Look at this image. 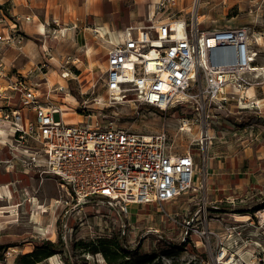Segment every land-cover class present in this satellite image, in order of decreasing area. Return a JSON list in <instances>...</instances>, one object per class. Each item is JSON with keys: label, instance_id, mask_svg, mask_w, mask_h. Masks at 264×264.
<instances>
[{"label": "rangeland", "instance_id": "obj_1", "mask_svg": "<svg viewBox=\"0 0 264 264\" xmlns=\"http://www.w3.org/2000/svg\"><path fill=\"white\" fill-rule=\"evenodd\" d=\"M150 2L0 0V59L4 65V75H0V108L9 102L11 109L20 110L22 106L15 87H19L18 83H32L41 101L64 107L67 122L92 118L102 124L111 123L137 133L160 134L163 131L172 153L189 152L196 160V191H187L161 206H128L130 218L124 245L131 253L127 256L118 253L112 245L96 246L98 238L109 239L112 234L117 236L120 220L113 210L105 206L86 204L83 209L85 216L83 213L77 216L75 212H68L62 222L65 225L61 226L65 241L63 251L52 255V260L51 256L39 264H64L65 259L69 264H217L215 255L221 245H227L229 252L236 256L233 264L243 263L240 260L243 252L250 256L244 264L258 262L256 258L252 259V247L247 244L253 246L250 240L260 239L263 227L256 228V221L254 225H249L250 215L246 223L239 225L242 235L227 238L225 228L234 223L233 220L238 222L237 217L243 213L237 211L264 204V160L255 159L256 167L252 168L262 174L263 179L245 196L234 193L232 198L227 199L233 200V204H229L234 211L231 214L209 209L212 194L206 189L205 166L208 161L215 162L218 157L224 156L230 146L234 147L243 140L249 147H253L258 139L264 145V73L251 79L254 95L250 98L243 96L247 99L241 104L248 109H237L236 100L242 97L234 94L227 106L230 113L216 109L197 114L190 108H184L183 112L172 110L162 119L151 107L135 108L126 103L106 107L102 102H95L105 96L102 79L109 46L102 43L93 30L99 27L100 34L109 38L112 34L117 37L126 27L149 25L148 12L153 11L149 8ZM185 2H188L189 8H181L176 3L156 15L154 20H166L173 15V18L186 20L193 17L195 21L198 17L200 29L239 26L246 27L249 33L260 32L257 35L261 39L258 41L260 45L254 43L253 48L259 52L257 64L264 68V0ZM33 23L37 24L35 30L31 27ZM41 23L45 25V35L38 31ZM62 73L69 79L62 78ZM59 85L63 86L60 90ZM22 111L23 115L31 117L30 112ZM70 111L75 112L71 114ZM182 116L189 120L197 118L190 131H179ZM251 116L261 121L251 123L254 126L251 132H243L242 129L250 124H240ZM7 129L6 125L0 126V130ZM205 129L208 138L202 145L200 132ZM27 146L33 148L35 144L28 142ZM20 147L10 137L0 138V186L16 192L11 199L0 193V245L7 246L0 249V264H15L19 254L33 250V243L44 239L57 242L60 233L61 207L54 203L59 198L55 180L41 179L31 166L25 165L30 162L26 158H22L21 163L11 160L12 153L21 150ZM89 200L95 203L97 198L90 197ZM204 204L207 206V219L202 213L193 217L190 225L197 234L193 232L189 242H183L185 221ZM48 230L53 232V237Z\"/></svg>", "mask_w": 264, "mask_h": 264}, {"label": "built area", "instance_id": "obj_2", "mask_svg": "<svg viewBox=\"0 0 264 264\" xmlns=\"http://www.w3.org/2000/svg\"><path fill=\"white\" fill-rule=\"evenodd\" d=\"M176 3L177 0H151L149 8L154 6V16L148 12L150 24L126 27L117 37L112 34L105 38L95 27L93 32L109 46L102 79L105 96L95 100L97 104L151 107L162 119L172 110L184 108L197 114L216 109L230 113L227 106L232 93L242 96L241 92L253 87L252 77L264 73L257 64L259 52L253 48L254 43L260 45V32L249 33L246 27L239 26L200 29L198 18L194 21L193 17L186 20L172 15L166 20H154ZM3 72L0 59V75ZM65 73L61 75L64 79L68 77L63 76ZM18 85L15 91L22 108L11 109L9 102L0 108V126H8L7 131L0 130V138L10 137L21 146L12 153L11 160L21 163L26 158L30 162L25 165L31 166L41 179L55 180L59 198L54 203L61 207L62 228L68 212L85 216L86 204L102 205L118 216L117 236L121 239L129 226V205L161 206L198 189L195 157L189 152L172 153L163 131L156 135L137 133L92 118L69 123L59 105L40 100L34 84ZM62 88L59 85L58 89ZM246 99L236 100L238 110L248 109L241 104ZM22 110L30 112L31 117L23 115ZM193 119L180 117L179 131H190L197 118ZM253 127L247 125L242 131L251 132ZM207 138V130H202L201 144ZM28 142L35 146H27ZM90 197H96V202ZM227 202L233 204V200ZM210 208L218 210L214 205ZM206 212L204 204L185 221L183 242H189L193 232L197 234L190 225L193 217L202 213L207 219ZM263 220L261 207L252 212L247 223L252 226L256 221V228L261 226L264 231ZM233 222L226 225L227 238L241 234L239 225L246 223ZM250 242L253 246H247L252 247V259L264 264V233ZM229 255V247L221 245L216 263L225 264Z\"/></svg>", "mask_w": 264, "mask_h": 264}, {"label": "crops", "instance_id": "obj_3", "mask_svg": "<svg viewBox=\"0 0 264 264\" xmlns=\"http://www.w3.org/2000/svg\"><path fill=\"white\" fill-rule=\"evenodd\" d=\"M188 2L184 3V0H181L177 3L181 8H189ZM40 25H43L45 29L44 24L41 23ZM31 27L35 30L37 24L33 23ZM259 75L261 76V74ZM59 106L62 107V105ZM259 140L252 145L253 147H249L243 140L234 147L230 146L227 149L228 152L224 156L218 157L215 162H207L205 166V184L207 191L212 194V199L209 201L210 207L214 205L219 208L232 210L227 202V199L233 197L231 194L235 193L238 196H245L255 184L263 179L262 174L254 172L256 170L252 169L256 167L255 159L261 158V160H264V145ZM5 190L10 199L12 194L16 193L14 189H9V187L5 186L0 188V193H5ZM222 196L224 198H219ZM209 209L212 210L211 208ZM224 213L231 214L229 212ZM51 237H53V232Z\"/></svg>", "mask_w": 264, "mask_h": 264}, {"label": "trees", "instance_id": "obj_4", "mask_svg": "<svg viewBox=\"0 0 264 264\" xmlns=\"http://www.w3.org/2000/svg\"><path fill=\"white\" fill-rule=\"evenodd\" d=\"M260 118L251 116L249 117L246 121H243L242 124L240 125H244L247 122L249 124L251 123H256V122H260ZM264 207V204H259L258 206H255L253 208H248V209H244V210H239L237 211L238 213H248V214H252V212L254 210H256L257 208H261ZM193 211V210H192ZM219 212H234L233 210H229L228 208H222V207H218ZM59 221V220H58ZM60 233H58V241H51L48 239H44L41 240L39 242H35L33 243V250L30 253L27 254H19L16 257V263L15 264H39L42 260L51 257L52 255L56 254V253H61L65 247V241H64V237L62 235V229H61V222H60ZM108 242V244H107ZM125 242V238H121L119 239L118 236L112 234L111 237L108 238H98L97 240V244L96 246L100 245L101 247H107L108 245H112L113 248L120 254L122 255H126L131 253V250H129L128 248H126V246L124 245ZM104 245V246H102ZM7 246H2L0 245V249H4ZM64 264H69V261L67 259H65V263Z\"/></svg>", "mask_w": 264, "mask_h": 264}, {"label": "bare ground", "instance_id": "obj_5", "mask_svg": "<svg viewBox=\"0 0 264 264\" xmlns=\"http://www.w3.org/2000/svg\"><path fill=\"white\" fill-rule=\"evenodd\" d=\"M154 6H151V8H153ZM150 15L152 16H154V8H153V11H151L150 12ZM198 18V17H197ZM38 31L41 33V34H43L44 33V35L46 34V32H45V29H44V27H43V25H39L38 26ZM104 34V33H103ZM261 39L259 38L258 39V41H260ZM257 41V42H258ZM88 51V50H87ZM88 53V52H87ZM264 71V70H263ZM259 74H261V73H258L257 75H256V77L258 78L260 75ZM232 94H235V93H232ZM238 95V94H237ZM254 95V89H253V87H250V88H248L244 93H243V95L242 96H240V97H242L243 98V96L244 97H247V98H250V97H252ZM69 98V100H71V97H68ZM60 107V106H59ZM60 110H62V116L64 117V118H66V115H67V113H66V110L63 108V107H60ZM70 113L71 114H74L72 111H70ZM75 122H81V120L80 119H75L74 121H72V122H69V123H75ZM156 134H158V133H154V134H151V135H156ZM203 136H204V134H203ZM0 188H4V186H0ZM3 194H6L7 195V191L5 190V193H3ZM7 197H8V195H7ZM9 199H10V197H8ZM1 208V207H0ZM250 217V214H248V213H243V214H240L238 217H237V221L238 222H246V220H248V218ZM35 218V217H34ZM33 218V219H34ZM35 220V219H34ZM263 222H264V220H263ZM51 229V228H50ZM48 232H50V234H51V236H52V232H51V230H48ZM47 233V232H46ZM50 236V237H51ZM11 250H13L14 251V249H11ZM223 252H224V250H223ZM240 260H242L243 261V264L244 263H246L245 261H248L249 259H250V256H249V254L248 253H241L240 254ZM235 258H236V256L234 255V254H231V255H229L228 257H227V261H226V263L225 264H233L234 262H235ZM53 259V256L51 257V260Z\"/></svg>", "mask_w": 264, "mask_h": 264}]
</instances>
